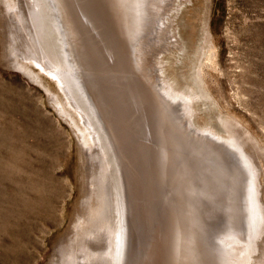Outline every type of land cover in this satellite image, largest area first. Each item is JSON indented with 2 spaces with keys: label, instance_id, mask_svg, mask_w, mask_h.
Masks as SVG:
<instances>
[{
  "label": "rangeland",
  "instance_id": "1",
  "mask_svg": "<svg viewBox=\"0 0 264 264\" xmlns=\"http://www.w3.org/2000/svg\"><path fill=\"white\" fill-rule=\"evenodd\" d=\"M5 1L0 0V264H90L97 256H112L111 264H210L209 252L213 249L217 256L221 241L237 232L255 239L250 240L256 247L252 262L262 264L264 225L258 220H264V0L183 1L173 21L187 52L168 66L181 86L190 73L187 65L198 62H192L195 49L203 45L213 51L204 69L209 106H199L197 117L215 126L220 117L237 120L233 126H239L240 138L247 133L245 138L254 142H244L252 164L206 133L199 136L209 141L180 142L165 126L177 124L190 139L192 128L186 127L180 101L158 88L154 97L167 103L166 108L162 105L165 113L158 109L152 115L145 102H132L136 92L122 89L129 77L120 73L116 58L117 29L110 34L99 0H43L48 7L40 0L29 7V22L22 1ZM148 17L143 22L149 27L140 26L138 36L156 42L162 24ZM28 23L38 24L34 32ZM53 53L60 54L58 64H67L103 132V155L94 137L80 132L86 129L84 118L59 79L44 68L47 59L54 62ZM108 182L110 192L118 188L112 206L104 192ZM250 194L260 201L255 205L257 237L248 215ZM102 239L103 245H96Z\"/></svg>",
  "mask_w": 264,
  "mask_h": 264
},
{
  "label": "bare ground",
  "instance_id": "2",
  "mask_svg": "<svg viewBox=\"0 0 264 264\" xmlns=\"http://www.w3.org/2000/svg\"><path fill=\"white\" fill-rule=\"evenodd\" d=\"M19 1V0H18ZM17 1V2H18ZM20 1H22L24 4L23 5H25L24 6V8H26V10H27V17L29 16L30 17V15H31V9L29 10V7H33V5L34 4H37L38 5V3H40L41 1L40 0H20ZM43 1V0H42ZM47 1V0H46ZM114 1H116L117 2V4L120 6H122V9H121V12H120V9L119 10H115L114 11V8H113V6H109V7H107V9H106V13H107V17H108V29L110 30H113V29H117V33L115 34L116 36H117V38H118V45H117V49H116V58L117 59H119L120 60V73H123L124 75L125 74H127L126 76L127 77H129L128 78V80L127 81H122L121 79L122 78H124V76H122V75H120V80L122 81V89L125 87L128 91H134V92H136L135 93V98L133 97H131V100H132V102H134V101H137L138 100V103H139V105H141V104H143L144 102H145V108L144 109H146L147 108V112H148V109L149 110H151V114L152 115H154V112H157V110L159 109V113H165L164 112V110H163V106L162 105H166L165 106V108L168 106L167 105V103H165L164 102V100L162 101V100H159L158 101V99L157 98H155L154 97V95H155V92H156V90H152L151 88H149V89H147L146 88V81L144 80V78H143V76L145 75V76H147L149 79L148 80H150V81H153V83H155V85H157V82H160V87H162L163 88V90H164V92H163V94H165V95H167V96H169V99H171L170 97H172V99L173 100H178V101H180L179 103L181 104V105H179V106H181V108H182V110H183V113H184V118H185V121H186V123H187V126L186 127H188V126H190L191 128H192V130L190 131L191 132V136H193V137H191L192 139H190V138H188V135H186V134H184V132L183 131H180V127H177V124H175V125H170V126H165L166 127V129L167 130H169L170 132L172 131V133H173V135H175L178 139H179V141L180 142H186V143H190V140H191V142L192 141H199V140H202V139H207L208 141L210 140L209 138H208V136L207 137H205L206 135H209V137L210 138H212V139H215V142H221V143H223L225 146H226V148L230 151V152H233L232 151V149H236L237 151H239V154L240 155H242L243 156V158L245 159V161H247L246 163H248V164H252V162L251 161H253V159L251 160V161H248V160H250L251 159V157H250V159H248L247 158V156H245L246 155V152H247V154L249 153L248 151H246V149H245V146H247V144L246 143H248L247 141H245V140H247V139H249L248 137H246L245 138V136H247V133H243V132H241V133H243V134H246L245 136L242 134V138H240V136H241V134H240V130H238L239 128H237V127H239V126H237L236 125V127H234L233 125H235V124H237V120H236V122H233V120L231 121V118H230V120L228 119V118H225V119H223V118H221L219 115V120H218V122H217V124H216V126L214 125V124H209V123H207V122H204V121H201V120H199L198 119V113H199V109L200 108H206V107H208L209 106V104H208V101H209V97H210V95L208 94L209 92L207 91L208 90V88H207V84L205 83V75H204V69H205V65H207L208 64V62L209 61H211L212 60V56H213V51H210L206 46H203L202 44H197V43H195L196 45L195 46H201V47H197L198 49L196 50L195 49V52H196V54L194 53V56H196V58H195V60L193 61L192 60V62H196V61H198L197 63H194V65L192 66V64H191V66L190 65H187L188 66V69H189V75H187V76H185V75H183V76H185V79L184 78H182V79H184L185 80V83H183V85H181V86H179L178 85V81H177V79L175 78V77H173L171 74H170V70H168L169 68H168V66H169V64H173V65H175L174 63H178V62H180L181 61V59H180V56L182 55V53L183 54H186V53H184V52H187L185 49H184V43H183V41H181V39H180V37H179V35H178V26H177V24H176V26H175V24H174V17H177V15H178V12L180 11V7L182 6L181 4L183 3V1H186L185 3H187V1L188 2H192L191 0H150L149 2H147V0H114ZM5 2H7V5H9V3H8V1L6 0ZM44 2V1H43ZM175 2H177V3H175ZM19 4H20V2H18ZM150 4V5H152V7H151V9L150 10H152L151 12L153 13H150V11H149V8H148V6H146L145 7V4ZM44 4H45V6H47L48 7V3H45L44 2ZM44 4H40V5H43L44 6ZM146 4V5H147ZM189 4V3H188ZM17 5V4H16ZM22 5V4H21ZM36 5V6H37ZM117 5V6H118ZM35 6V5H34ZM43 6L42 7H39L40 8V11H41V8H43ZM172 7V9H171V7ZM16 7H19L20 9H21V7L20 6H16ZM38 8V9H39ZM17 10H19L18 8H16ZM34 9V8H33ZM37 9V7L35 8V10ZM48 9V8H47ZM104 9H105V7H104ZM37 11V10H36ZM43 11H45V10H43ZM20 12V11H19ZM22 12V11H21ZM38 12V11H37ZM46 12H48L47 10H46ZM25 13H26V11H25ZM32 13H34V12H32ZM41 13V12H40ZM37 15H35V16H38V13H36ZM149 15V21L151 22V23H154L155 21H157V22H159V23H161L162 24V26L161 27H159L158 29H159V31L157 32V34H158V38L156 37V39L155 40H157V41H159V42H157L156 41V45L157 46H155V45H153L154 47H152V49L149 51V52H147V49H146V47H145V45H141V44H139L138 43V34L140 33L139 32V30H140V26L142 27V25H144L145 23L143 22V20L145 19V15ZM190 14V13H189ZM21 15V14H20ZM46 15V14H45ZM35 16H34V18H35ZM121 16H125L126 17V19H127V22H128V27L131 29V31H130V33H131V35L133 36V43H130V41H128L127 40V38L125 39V37L123 36V33L121 34V33H119V31L120 32H122L121 31V29H122V27H124L125 29H124V34L126 35V34H128V32L126 31V27L127 26H125V22L122 20V17ZM20 17V16H19ZM29 17H28V19H29ZM120 17H121V20H122V22L120 21ZM186 17H187V14H186ZM185 17V18H186ZM21 18V17H20ZM23 18H24V16H23ZM26 18V17H25ZM40 18V17H39ZM45 17H44V15L42 16V19H44ZM191 18V17H190ZM189 18V19H190ZM27 19V18H26ZM36 19H38V17L36 18ZM51 19H53V18H51ZM192 19V18H191ZM21 20V19H20ZM31 19H29L28 20V22L30 21ZM34 20V19H33ZM45 20H46V18H45ZM49 20V18L47 17V21ZM10 21V20H9ZM21 21H23V20H21ZM41 20H39V22H40ZM44 21V20H43ZM51 21H53V20H51ZM183 21V20H182ZM194 21V20H193ZM34 22H36V20L34 21ZM42 22V21H41ZM36 23H38V22H36ZM206 23V22H205ZM20 24V23H19ZM29 24H31L30 25V29H29V31L31 30V31H33L34 32V29L36 28V25H38V24H36L35 25V23L34 24H32V23H28V26H29ZM42 24H44V23H42ZM46 24V23H45ZM55 24V23H54ZM203 24V23H202ZM20 25H22V22H21V24ZM27 24H25V26H26ZM35 25V26H34ZM190 25V24H189ZM24 26V25H23ZM44 26V25H43ZM145 26H147V27H149L148 25H147V23L145 24ZM144 26V27H145ZM42 27V26H41ZM21 28H22V26H21ZM27 28V27H26ZM45 28H47L46 27V25H45ZM27 29V30H28ZM40 29H43V27L42 28H40ZM202 29H204L203 27H202ZM22 30V29H21ZM44 30V29H43ZM53 30V29H52ZM59 30V29H58ZM109 31L110 32V34L112 35V31ZM24 31V30H23ZM22 31V33L24 34L25 33V31L23 32ZM28 31V32H29ZM42 31V30H41ZM45 31V30H44ZM43 31V32H44ZM27 32V33H28ZM47 32V31H46ZM45 32V33H46ZM60 32V34H62V32L61 31H59ZM139 32V33H138ZM200 32H201V30H200ZM203 32V31H202ZM205 32H207L206 30L204 31V34L203 35H205ZM36 33H37V37H38V31H37V29H36ZM44 33V34H45ZM42 34V33H41ZM51 35L50 36H52V32L50 33ZM25 35V34H24ZM46 35V34H45ZM47 35H49V33H47ZM46 35V36H47ZM200 35H202V34H200ZM202 35V36H203ZM44 36V35H43ZM43 36H41L40 35V37H42V38H44ZM206 36V35H205ZM208 36V35H207ZM24 38H23V40L25 41L26 40V43H28L29 41H30V39L28 38V37H25V36H23ZM35 37V36H34ZM36 37V38H37ZM53 37H55L54 35H53ZM201 37V36H200ZM22 38V37H21ZM39 38V37H38ZM37 38V39H38ZM46 38H48V37H46ZM45 38V39H46ZM51 39H52V37H51ZM196 39V38H195ZM200 40H201V38H199ZM41 40V39H40ZM44 40V39H43ZM43 40H42V42H43ZM198 40V39H197ZM206 40V39H205ZM32 42H34L33 40H31ZM39 41V40H38ZM50 41V40H49ZM52 41V40H51ZM53 41H54V39H53ZM208 41H210L209 40V38H208ZM207 41V42H208ZM54 42H56V39H55V41ZM195 42V41H194ZM198 43H199V41H197ZM207 42H205L204 41V43L206 44ZM35 43V42H34ZM37 43V42H36ZM45 43H49L48 41L47 42H45ZM44 42H43V44H45ZM52 43V42H51ZM50 43V44H51ZM201 43V42H200ZM41 45H42V43H40ZM54 44V43H53ZM204 44V45H205ZM31 45H32V43H31ZM34 45V44H33ZM38 45V44H37ZM46 45V44H45ZM48 46H49V44H47ZM55 45V44H54ZM206 45H209L208 43L206 44ZM35 46H36V44H35ZM38 46H40V45H38ZM53 46V45H52ZM52 46H51V48H52ZM210 46H212L211 45V42H210ZM41 47V46H40ZM44 47V46H43ZM46 47V46H45ZM45 47H44V49L43 50H45L44 52H46V50L47 49H45ZM50 47V46H49ZM48 47V48H49ZM50 48V49H51ZM55 48H57L56 46H55ZM120 48V51L118 50ZM149 48V47H148ZM199 48H201V50L200 51H198L199 50ZM34 49V48H33ZM53 49V48H52ZM65 49V48H64ZM57 50V49H56ZM69 50V49H68ZM212 50V49H211ZM66 51V50H65ZM70 51V50H69ZM54 52V51H53ZM146 52L148 53L147 55H146ZM46 53H48V52H46ZM51 53H52V51H51ZM57 53H58V51H57ZM56 53V54H57ZM152 53V54H151ZM48 54H50V53H48ZM53 54H55V53H53ZM55 54V55H56ZM193 54V53H192ZM191 54V55H192ZM52 55V54H51ZM58 55V54H57ZM56 55V57L54 56V57H50V56H47V57H50V58H54V62L52 61V62H50L49 61V59H47L46 60V62L47 63H49L48 65L45 63V65L47 66H45L44 64V68H49V69H52L51 71V75H52V73L59 79V81L61 82L60 83V86H61V84H62V86H63V88H62V86H61V88L62 89H64L65 90V94H68L67 96L71 99V101H72V107H75V109L78 111V113H80V115H82V117L84 118V120H83V124H85L84 126H86L85 128L86 129H84V131H80L83 135H84V133H86V130L90 133V135L89 136H87L86 134H89V133H86L85 135L87 136V138L88 137H90L91 135L94 137V139H95V142H96V144H97V147L98 148H96V149H99V152H101V154L103 155V153H105L106 151H105V147H104V143H103V140H104V138H103V132H101L100 131V128H99V126L97 125V121H96V119L94 118V116L92 115V113L89 111V107L87 106V100H85L84 99V96L81 94V92L79 93V91H78V86L76 87V83H75V78H73V76H72V72L70 71V70H68V68H67V64H58V63H60V62H62V61H60L59 60V58H58V56H60V54L57 56ZM65 55H66V58L69 60V58L67 57V55H69V53L68 52H66L65 53ZM166 55H168V57H167V59L165 60V56ZM174 58V60H172L171 58ZM197 57H198V59H197ZM58 58V59H57ZM197 59V60H196ZM119 60H117L118 61V63H119ZM189 60V59H188ZM191 60V59H190ZM116 61V62H117ZM36 62L38 63V64H40L37 60H36ZM172 62V63H171ZM187 62V61H186ZM64 63V62H63ZM131 64V65H130ZM132 64H133V67H132ZM136 64H138L139 66H138V68L141 70L140 72L137 70V69H135L134 68V65H136ZM180 64H182V63H180ZM189 66H190V68H191V70H190V68H189ZM69 67H70V65H69ZM43 68V69H44ZM173 69V68H172ZM50 71V70H49ZM173 72V71H172ZM181 72V71H180ZM50 73V72H49ZM186 73H187V71H186ZM181 74V73H180ZM54 76V77H55ZM144 76V77H145ZM81 81V80H80ZM81 83V82H80ZM82 84V83H81ZM81 84H80V86H81ZM121 84V83H120ZM83 86H81V88H82ZM145 89H144V88ZM80 88V87H79ZM80 88V89H81ZM61 89V90H62ZM137 97V98H136ZM69 98H67L68 100H69V102H70V99ZM137 99V100H136ZM212 99V98H211ZM130 100V99H129ZM178 101H176V103L178 102ZM148 102V105L146 104ZM157 102H158V104H157ZM174 102V101H173ZM215 102V101H214ZM150 103V104H149ZM156 103V104H155ZM212 103H213V101H212ZM71 104V103H70ZM214 105V104H213ZM213 105H211V106H213ZM199 106H200V108H199ZM64 108V107H63ZM62 109V108H61ZM138 110H140V108H138ZM65 111H67V110H65ZM173 109H171L170 107H169V111H168V113L169 114H171V113H173ZM208 111H210L209 109H208ZM212 111V110H211ZM215 111V110H214ZM167 112V111H166ZM205 112V111H204ZM215 112H217V111H215ZM72 113V112H71ZM69 114V113H68ZM212 114H214V113H212ZM145 115V114H144ZM215 115V114H214ZM70 116V115H69ZM226 116V115H225ZM208 117V116H207ZM227 117V116H226ZM82 118V119H83ZM152 118H153V116H152ZM154 118H155V116H154ZM206 118V117H205ZM216 118H217V116H216ZM208 120V119H207ZM76 121V120H75ZM210 121H211V119H210ZM147 122V121H146ZM74 123V122H73ZM151 123V122H150ZM174 123V122H173ZM152 124V123H151ZM156 124V123H155ZM155 124L153 125L154 127H155ZM241 127V126H240ZM78 129V128H77ZM188 129V128H187ZM240 129H242V128H240ZM79 131V130H78ZM166 131V130H165ZM244 132H246L245 130H244ZM200 133H206V135L203 137V136H199V134ZM250 134V133H249ZM105 135V134H104ZM201 135V134H200ZM90 137V139L91 138H93V137ZM107 137V136H106ZM170 137H171V135H170ZM250 137V136H249ZM252 137V136H251ZM89 140V139H88ZM244 140V141H243ZM250 141H249V143L252 141V138H250L249 139ZM90 141V140H89ZM255 141V140H254ZM91 142H94V141H92L91 140ZM107 142V141H106ZM210 142H212V141H210ZM244 142H246V143H244ZM253 142V141H252ZM94 144V143H93ZM191 144H193V143H191ZM212 144H214V143H212ZM253 144H254V142H253ZM216 145V144H215ZM96 146V145H95ZM218 146V145H217ZM248 146H250L251 147V145H248ZM218 147H222V146H218ZM252 147H253V149H254V147H255V145L253 146L252 145ZM247 148V147H246ZM108 150H109V148H107ZM227 150V151H228ZM256 150V149H255ZM254 150V151H255ZM221 151L225 154V152L223 151V149H221ZM229 152V153H230ZM257 152H258V150H257ZM108 153V152H107ZM235 153H236V151H235ZM252 153V152H251ZM262 153H263V151H262ZM262 153H260V154H262ZM239 154H237V155H239ZM255 154V153H254ZM254 154H252V155H254ZM101 155V156H102ZM107 155V154H106ZM88 156V155H87ZM105 156V155H104ZM103 157V156H102ZM255 157V156H254ZM105 159V158H104ZM236 159V158H235ZM241 160V159H240ZM257 160V159H256ZM92 161V160H91ZM100 162H102L101 160H99ZM108 161V160H107ZM239 161V160H238ZM243 161V160H242ZM241 161V162H242ZM105 162H106V160H105ZM236 162V161H235ZM249 162H251V163H249ZM258 162V161H257ZM103 163H104V161H103ZM109 163H111L110 161H109ZM237 163V162H236ZM240 163V162H239ZM242 164H243V162H242ZM93 165V164H92ZM101 165H103V164H101ZM106 165H109L108 163L106 164ZM247 165V164H246ZM253 165H254V163H253ZM105 166V165H104ZM110 166V165H109ZM113 166V165H112ZM237 166H238V164H237ZM245 166V165H244ZM252 165H250V170H251V168L253 167L254 168V166H252ZM107 167V166H106ZM239 167H240V165H239ZM247 167V166H246ZM248 168H249V166H248ZM256 168V171H257V173L258 172H260V170L258 171L257 170V167H255ZM108 169V168H107ZM110 169V168H109ZM112 169V168H111ZM238 169V168H237ZM246 169V168H245ZM260 169V168H259ZM103 170V169H102ZM254 170V169H253ZM253 170H252V173H253ZM109 171V170H108ZM113 171H114V169H113ZM239 171H240V169H239ZM243 171V170H242ZM249 171V170H248ZM255 171V172H256ZM106 172V171H105ZM104 172V173H105ZM245 172H247V171H245ZM250 172V171H249ZM254 172V173H255ZM103 173V174H104ZM115 173H116V171H115ZM251 173V174H252ZM101 174V173H100ZM108 174H110V173H108ZM249 174V173H248ZM105 175H106V173H105ZM111 175V174H110ZM114 175H116V174H114ZM253 175V174H252ZM257 175V174H256ZM255 175V176H256ZM242 176V175H241ZM254 176V175H253ZM254 176V177H255ZM107 177H110V176H107ZM111 177H114L113 175L111 176ZM110 177V178H111ZM238 177H239V175H238ZM246 177V176H245ZM244 176H243V178H245ZM248 177V176H247ZM260 176H258V178H259ZM117 178H118V176H117ZM249 178H251V177H249ZM249 178H248V180H249ZM104 179V181L103 182H106V181H108V179H105V177L103 178ZM102 179V180H103ZM113 179V178H112ZM257 179V178H256ZM255 179V180H256ZM111 180V179H110ZM110 180H109V182H110ZM244 180H246V179H244ZM254 180V181H255ZM111 181H115V178H114V180H111ZM117 181V180H116ZM239 181V180H238ZM241 181H242V179H241ZM254 181H252L251 180V182L252 183H254ZM258 181V180H257ZM262 181V180H261ZM100 182V181H99ZM102 182V181H101ZM100 182V184H101V186L103 187V183H101ZM109 182H108V184L107 183H104V186H105V184L107 185L106 187H105V191L104 192H107V196L109 197V204L112 206V200H115L114 199V197H113V195H114V192L116 191V190H118V188L114 191V192H110L111 191V187H112V185L111 184H109ZM118 183V182H117ZM242 183V182H241ZM99 184V185H100ZM245 184H246V182H245ZM248 184H249V181H248ZM251 184V183H250ZM98 185V184H97ZM244 185V184H243ZM247 185V184H246ZM253 185V184H252ZM249 186V185H248ZM247 186V187H248ZM251 186V185H250ZM254 186H259V183H258V185L256 184L255 185V183H254ZM97 187V186H96ZM98 188L100 189V187L98 186ZM104 188V187H103ZM248 188H250V187H248ZM258 188V187H257ZM114 189V188H113ZM250 189H252V188H250ZM256 189V188H255ZM254 189V190H255ZM96 190V189H95ZM102 190V189H101ZM258 190V189H257ZM247 191V190H246ZM98 192V191H97ZM102 192V191H101ZM100 192V193H101ZM118 192V191H117ZM250 192V191H249ZM257 192V191H256ZM103 193V192H102ZM116 193V192H115ZM120 193V192H119ZM246 193V192H245ZM253 193V192H252ZM259 193H261V192H259ZM258 193V194H259ZM117 195H118V193H117ZM103 196V195H102ZM106 196V195H105ZM257 196V195H256ZM260 196V195H259ZM258 196V197H259ZM246 198H247V196H246ZM255 199H256V197H254ZM100 200H101V198H99ZM103 199V198H102ZM107 199V198H106ZM108 200V199H107ZM257 200H259V198L258 199H256V202L255 203H257V202H259L260 203V201H257ZM247 201H249V200H247ZM105 203V202H104ZM114 203V202H113ZM247 203H249V202H247ZM247 203H246V205H247ZM262 203V202H261ZM101 205V204H100ZM110 205H109V207H110ZM115 205V204H114ZM255 205H258V203L257 204H255ZM103 206H105V205H103ZM250 206V205H249ZM106 207H108V206H106ZM115 208H116V206H114ZM256 207V206H255ZM99 208V207H98ZM102 208V207H101ZM118 208V207H117ZM263 208H264V205H263ZM107 209V208H106ZM113 209V208H112ZM111 209V210H112ZM108 210H109V208H108ZM111 210H110V212H111ZM116 210V209H115ZM261 211H262V209H260ZM256 211V210H255ZM258 211V210H257ZM260 211V212H261ZM109 212V211H108ZM112 213V212H111ZM101 214H102V212H101ZM106 214H108V213H106ZM251 213H249L248 215H250ZM109 215V214H108ZM255 215H257L256 213H255ZM264 215V214H263ZM103 216H106V215H104L103 214ZM110 216V215H109ZM258 216V215H257ZM257 216H255V218L257 217ZM112 217V216H111ZM94 218V217H93ZM97 218V217H96ZM100 218V217H99ZM108 218V217H107ZM262 219H263V217H261ZM98 219V218H97ZM257 220H258V218H257ZM257 220H256V226H255V231H254V234H253V236L254 237H257V234L259 233V226L257 227ZM261 220V219H260ZM258 220L259 222H258V224L260 223V222H262L261 224H263L264 225V223H263V221L264 220ZM249 227V226H248ZM251 229V228H250ZM254 230V229H253ZM112 231H114V230H112ZM248 233L249 232H252V231H249V228H248ZM262 231H264L263 229H262ZM244 232H246V231H244ZM243 232V233H244ZM242 233V232H241ZM256 233V234H255ZM233 235H231V234H229L227 237H226V239H223V241H221V244H220V247L218 246V248H217V250H218V255L216 256L215 254H214V250L212 249L210 252H209V254H210V264H253L254 262H255V259H254V261L252 262V260H253V256L255 255L254 254V252H255V250H256V247H255V244L253 243V242H255V239H254V241H253V239H251V237L250 236H245V234H240V232L238 233H232ZM260 234H261V232H260ZM248 235V234H247ZM250 235V234H249ZM256 235V236H255ZM263 235H264V232H263ZM259 236V235H258ZM261 236H262V234H261ZM260 238V237H259ZM246 239V240H245ZM118 240V239H117ZM245 240V241H244ZM250 240H252L253 242H251ZM261 240V239H260ZM259 240V241H260ZM263 240V239H262ZM102 241H103V239L99 242V241H97V244L96 245H100V244H102ZM104 242V241H103ZM115 242H116V240H115ZM118 242V241H117ZM117 242L115 243L116 245H117ZM257 242V241H256ZM261 242V241H260ZM105 243H106V241H105ZM262 243H264V242H262ZM95 245V246H96ZM103 245V244H102ZM116 245H114V246H116ZM258 245H260V244H258ZM84 248H86V247H84ZM118 248H119V246H118ZM87 250V249H86ZM100 250H103V249H100ZM262 250V249H261ZM106 251H107V249H106ZM102 252V251H101ZM115 252V251H114ZM257 254H258V247H257ZM264 252V251H263ZM262 252V253H263ZM84 253H86L85 251H84ZM104 253V252H103ZM260 253V252H259ZM261 253V254H262ZM113 254H115V253H113ZM86 255V254H85ZM101 255V254H100ZM99 255V256H100ZM110 255V254H109ZM87 256V255H86ZM103 256V255H102ZM101 256V257H102ZM115 256V255H114ZM261 256V255H260ZM262 256H264V254L262 255ZM262 256H261V258H262ZM92 256H90V258H89V260L91 259L92 260V258H91ZM111 257V259L113 258L112 256H109V258ZM255 257V256H254ZM97 258H99L98 259V261L100 262V263H103L104 261H105V263L106 264H108V263H110L109 261L111 260V259H106L105 260V258L104 259H102V260H104L103 262H101L102 260L100 259V257H98L97 256ZM117 258V257H116ZM260 258V259H261ZM257 259V258H256ZM259 259V260H260ZM259 260H257V262L259 261ZM79 261V259L77 260V262ZM97 261V262H98ZM114 261V260H113ZM262 261V264H264V257H263V259H261L260 260V262ZM74 263L76 262V261H73ZM71 263V264H74V263ZM81 262V261H80ZM83 262V261H82ZM82 262L81 263H79V264H82ZM96 261H94V262H92V263H90V264H96L97 263ZM98 262V263H99ZM78 264V263H77ZM83 264H84V262H83ZM86 264V263H85ZM111 264V263H110ZM113 264V263H112ZM117 264H118V261H117ZM256 264V263H255ZM259 264V263H258ZM261 264V263H260Z\"/></svg>",
  "mask_w": 264,
  "mask_h": 264
},
{
  "label": "water",
  "instance_id": "3",
  "mask_svg": "<svg viewBox=\"0 0 264 264\" xmlns=\"http://www.w3.org/2000/svg\"><path fill=\"white\" fill-rule=\"evenodd\" d=\"M100 2H102V4L105 6V9H107V7H109L110 5L111 6H113V8H114V11L116 10V8L115 7H117V2L116 1H114V0H99ZM150 0H147V2H149ZM166 1V0H165ZM147 4V3H146ZM145 4V5H146ZM147 6H148V8H149V11H150V13H152L151 11L152 10H150L151 9V7H152V5H150L149 3L147 4ZM121 9H122V6L120 5V12H121ZM153 14V13H152ZM122 17V20L125 22V26H127L126 27V31L128 32V34H124L125 32H123V29H121V31L122 32H120L121 34L123 33V36L125 37V39L127 38V40L128 41H130V43H133V36L131 35V33H130V31H131V29L128 27V22H127V19H126V17L125 16H121ZM121 17H120V21L122 22V20H121ZM138 43L139 44H141V45H145V47H146V49H147V52H149L151 49H152V47H154L153 45H155V46H157L155 43L156 42H154L153 40H145V39H139V37H138ZM149 47V48H148ZM146 52V55L148 54ZM152 54V53H151ZM131 65V64H130ZM138 64H136V65H134V68L135 69H137L138 68ZM132 67H133V64H132ZM139 72L141 71L139 68L137 69ZM145 76V75H144ZM143 76V78H144V80L146 81V88L147 89H149V88H151L152 90H158L161 94H163V92H164V90H163V88L162 87H160V82H157V85H155V83H153V81H150V80H148L149 78L147 77V76H145L144 77ZM144 88V87H143ZM156 88H158V89H156ZM145 89V88H144ZM162 89V91H160ZM163 95H165V94H163ZM186 122V121H185ZM187 124V123H186ZM190 127V126H189Z\"/></svg>",
  "mask_w": 264,
  "mask_h": 264
},
{
  "label": "snow or ice",
  "instance_id": "4",
  "mask_svg": "<svg viewBox=\"0 0 264 264\" xmlns=\"http://www.w3.org/2000/svg\"><path fill=\"white\" fill-rule=\"evenodd\" d=\"M251 193V190H250ZM249 202H250V224L255 229L256 226V218H255V200H254V194H250L249 196Z\"/></svg>",
  "mask_w": 264,
  "mask_h": 264
}]
</instances>
